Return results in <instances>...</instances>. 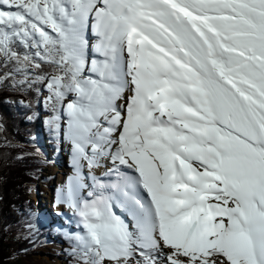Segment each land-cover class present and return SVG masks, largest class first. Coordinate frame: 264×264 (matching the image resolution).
Listing matches in <instances>:
<instances>
[{
    "label": "snow or ice",
    "instance_id": "1",
    "mask_svg": "<svg viewBox=\"0 0 264 264\" xmlns=\"http://www.w3.org/2000/svg\"><path fill=\"white\" fill-rule=\"evenodd\" d=\"M0 81L70 146L76 264H264V0H0Z\"/></svg>",
    "mask_w": 264,
    "mask_h": 264
},
{
    "label": "trees",
    "instance_id": "2",
    "mask_svg": "<svg viewBox=\"0 0 264 264\" xmlns=\"http://www.w3.org/2000/svg\"><path fill=\"white\" fill-rule=\"evenodd\" d=\"M43 70L45 73L52 71L48 65H44ZM37 87L39 93L35 89L20 90L0 81V264H10L6 228L18 222L27 224L37 219V214L33 212H27L26 217L20 219L17 209L13 207V204H18L25 210L29 200L23 189L31 188L38 170L46 162L45 152L37 140L42 133L51 139V145L57 143L45 124L49 113L43 106V97L47 93L43 84ZM20 101L31 103L32 107H25ZM51 227L53 229L42 225L36 237L38 239L32 244L42 243L44 233L53 230L66 247L64 264H76L71 254L73 245L66 237L68 232L57 230L54 224ZM19 246L25 251L30 247L23 241Z\"/></svg>",
    "mask_w": 264,
    "mask_h": 264
},
{
    "label": "rangeland",
    "instance_id": "3",
    "mask_svg": "<svg viewBox=\"0 0 264 264\" xmlns=\"http://www.w3.org/2000/svg\"><path fill=\"white\" fill-rule=\"evenodd\" d=\"M54 138L57 143L51 145V139L40 134L37 142L45 152L46 162L38 170L31 188L23 189L29 200L25 210L18 204H13L20 219L25 218L27 212L36 213L37 219L27 224L18 222L6 228L11 252L10 264H64L66 247L53 230L44 233L42 243L32 242L38 239L36 237L42 225L53 229L51 224H54L57 230L67 232L79 230L76 218L69 213V209L68 212L63 211L66 205L56 202L57 189L65 183L67 176L72 173V168L69 144L62 138ZM63 212L64 216L61 215ZM22 241L30 245L27 251L19 249V243Z\"/></svg>",
    "mask_w": 264,
    "mask_h": 264
},
{
    "label": "bare ground",
    "instance_id": "4",
    "mask_svg": "<svg viewBox=\"0 0 264 264\" xmlns=\"http://www.w3.org/2000/svg\"><path fill=\"white\" fill-rule=\"evenodd\" d=\"M100 171H102V170L98 169V170H97V173L99 174ZM68 209H69V208H68L67 206H65V209H63V211H64V212H68ZM64 212L61 214L62 216L65 215ZM69 213H71V210H70V209H69Z\"/></svg>",
    "mask_w": 264,
    "mask_h": 264
}]
</instances>
